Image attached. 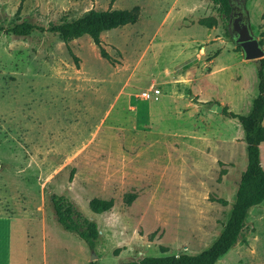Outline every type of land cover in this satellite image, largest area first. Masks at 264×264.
I'll return each instance as SVG.
<instances>
[{"label": "rangeland", "instance_id": "obj_1", "mask_svg": "<svg viewBox=\"0 0 264 264\" xmlns=\"http://www.w3.org/2000/svg\"><path fill=\"white\" fill-rule=\"evenodd\" d=\"M108 6L137 7L135 22L99 34L112 64L87 35L64 43L0 30V264L194 254L229 215L246 154L240 125L221 110L248 111L257 60L243 57L211 0H0V27ZM232 6L264 51V0ZM259 155L264 168V141ZM125 193L135 194L129 204ZM52 194L96 223L92 249L57 223ZM92 197L113 205L92 213ZM214 264H264V200Z\"/></svg>", "mask_w": 264, "mask_h": 264}, {"label": "trees", "instance_id": "obj_2", "mask_svg": "<svg viewBox=\"0 0 264 264\" xmlns=\"http://www.w3.org/2000/svg\"><path fill=\"white\" fill-rule=\"evenodd\" d=\"M113 0H110L112 2ZM246 0H211L218 13L230 20L233 3L243 6ZM137 7L131 9H117L108 6L106 9H89L84 14L70 19H62L58 23H49L47 26H39L28 21H20L10 27H0V30L16 36H24L33 30L56 33L59 38L67 43L71 39L87 35L98 48L99 55L109 63H114L108 53L101 46L99 34L135 22ZM198 23L207 28L216 24L212 18L199 19ZM260 45V44H259ZM72 60L77 62V57L67 47ZM256 64V94L252 98L248 111L238 114L222 107V113L237 120L243 132L245 143L246 164L241 172L234 199L230 207L229 215L217 237L201 251L188 254H169L161 256H144L139 260H130L120 264H214L237 241L238 235L249 208L264 200V168L260 165L259 145L264 141V57L258 58ZM135 197L134 193H125L123 201L129 204ZM224 203V200L218 199ZM51 207L57 223L66 231L74 232L92 249L98 236L96 223L81 215L72 203L62 195L50 196ZM113 205L112 198L92 197L87 202L90 212L99 214L109 210ZM94 264V262H89Z\"/></svg>", "mask_w": 264, "mask_h": 264}, {"label": "water", "instance_id": "obj_3", "mask_svg": "<svg viewBox=\"0 0 264 264\" xmlns=\"http://www.w3.org/2000/svg\"><path fill=\"white\" fill-rule=\"evenodd\" d=\"M242 13L240 11H235L233 6L231 7V17L230 26L231 31L235 34V42L239 45L242 50L243 57L247 60H254L263 57V49L259 45L257 39L253 37L248 28L247 21L245 17L242 20ZM215 111H220L221 106L215 105ZM94 257L93 254L90 256Z\"/></svg>", "mask_w": 264, "mask_h": 264}, {"label": "built area", "instance_id": "obj_4", "mask_svg": "<svg viewBox=\"0 0 264 264\" xmlns=\"http://www.w3.org/2000/svg\"><path fill=\"white\" fill-rule=\"evenodd\" d=\"M162 88H164V85L163 84H156V86H155V90L156 91H160ZM140 96H142V98H145V97H148L149 96V92H147V91H142L141 93H140Z\"/></svg>", "mask_w": 264, "mask_h": 264}, {"label": "crops", "instance_id": "obj_5", "mask_svg": "<svg viewBox=\"0 0 264 264\" xmlns=\"http://www.w3.org/2000/svg\"><path fill=\"white\" fill-rule=\"evenodd\" d=\"M247 24H248V23H247ZM206 28H207V27H206ZM263 52H264V51H263ZM263 117H264V116H263ZM262 121H263V120H262ZM261 143H262V142H261ZM261 143H260V144H261Z\"/></svg>", "mask_w": 264, "mask_h": 264}, {"label": "flooded vegetation", "instance_id": "obj_6", "mask_svg": "<svg viewBox=\"0 0 264 264\" xmlns=\"http://www.w3.org/2000/svg\"><path fill=\"white\" fill-rule=\"evenodd\" d=\"M242 16H243V15H242ZM243 17H244V16H243ZM243 17H242V20H244Z\"/></svg>", "mask_w": 264, "mask_h": 264}]
</instances>
